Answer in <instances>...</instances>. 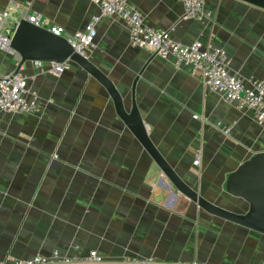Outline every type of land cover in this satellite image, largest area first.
Returning <instances> with one entry per match:
<instances>
[{
    "label": "crops",
    "instance_id": "0c3cea01",
    "mask_svg": "<svg viewBox=\"0 0 264 264\" xmlns=\"http://www.w3.org/2000/svg\"><path fill=\"white\" fill-rule=\"evenodd\" d=\"M129 2L147 25L178 43L198 40L204 48L223 49L230 72L246 86L253 78L264 81L263 9L205 0V18L193 20L182 18V0ZM8 9L14 22L37 15L66 38L97 18L89 60L120 91L127 110L134 91L161 155L207 201L248 211L247 201L228 192L227 181L264 153V128L252 110L226 102L191 67L177 69L171 58L131 46L127 25L101 16L92 0H0V11ZM47 67L0 50V76L24 74L38 104L31 114L0 110V263L54 251L69 257L96 251L102 264L143 258L153 264L264 263V236L208 214L179 193L94 76L74 64L58 76ZM218 123L231 127V135Z\"/></svg>",
    "mask_w": 264,
    "mask_h": 264
},
{
    "label": "built area",
    "instance_id": "2783aa9c",
    "mask_svg": "<svg viewBox=\"0 0 264 264\" xmlns=\"http://www.w3.org/2000/svg\"><path fill=\"white\" fill-rule=\"evenodd\" d=\"M100 10L101 16L114 17L123 21L130 35V45L145 48L163 58H171L177 69L189 66L200 74L203 84L211 91L221 93L228 103H235L239 109H250L255 119L264 128V81L250 79L248 86L237 75L230 72L229 58L226 52L215 46L204 48L200 41H194L190 45H183L173 40L168 31L157 30L144 22L140 11L129 0H92ZM184 5L183 19L203 20L206 16L205 0H182ZM14 10L19 8L16 4ZM26 13V10H23ZM13 10L0 11V50L15 54L16 60L21 57L11 48V37L14 27L20 21L14 22ZM35 26L47 28L57 36H64L63 29L56 25L46 27L37 15L27 14L23 17ZM12 20V21H11ZM94 18L86 27V30L67 38L75 52L89 59L88 50L94 46L96 37ZM47 24V23H46ZM34 65L43 67L42 61H33ZM47 71L53 75H61L69 70L73 63L70 60L64 62H47ZM27 77L21 72H13L0 76V110L7 113H36L38 104L37 95L27 86ZM31 96L30 100L28 96ZM197 118V115H195ZM217 128L227 136L232 133V128L218 123ZM200 163V158L195 164ZM104 259L96 252L91 251L85 256H62L54 251L50 256L37 255L27 259L9 257L0 264H102ZM152 259L143 258L134 264H153ZM192 264H199L194 262ZM264 264V263H262Z\"/></svg>",
    "mask_w": 264,
    "mask_h": 264
},
{
    "label": "water",
    "instance_id": "95a60500",
    "mask_svg": "<svg viewBox=\"0 0 264 264\" xmlns=\"http://www.w3.org/2000/svg\"><path fill=\"white\" fill-rule=\"evenodd\" d=\"M264 10V0H240ZM11 48L20 55L21 61L64 62L84 68L108 91L117 114L146 148L152 159L174 188L208 214L239 225L264 236V153H258L233 171L227 181L228 192L248 202V211L240 214L207 201L192 186L186 184L158 151L148 135L145 123L138 112L134 91L131 92V109L113 82L89 59L75 52L68 39L57 36L46 28L22 20L14 29Z\"/></svg>",
    "mask_w": 264,
    "mask_h": 264
}]
</instances>
